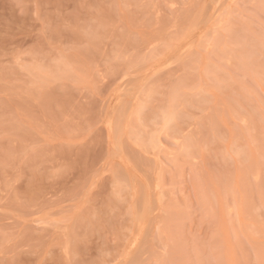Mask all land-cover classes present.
Returning <instances> with one entry per match:
<instances>
[{
  "label": "rangeland",
  "instance_id": "rangeland-1",
  "mask_svg": "<svg viewBox=\"0 0 264 264\" xmlns=\"http://www.w3.org/2000/svg\"><path fill=\"white\" fill-rule=\"evenodd\" d=\"M0 264H264V0H0Z\"/></svg>",
  "mask_w": 264,
  "mask_h": 264
}]
</instances>
